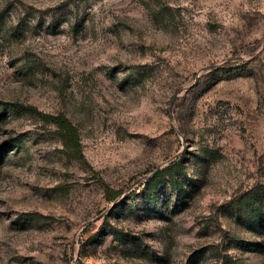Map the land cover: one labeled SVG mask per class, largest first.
I'll list each match as a JSON object with an SVG mask.
<instances>
[{
    "label": "rangeland",
    "instance_id": "1",
    "mask_svg": "<svg viewBox=\"0 0 264 264\" xmlns=\"http://www.w3.org/2000/svg\"><path fill=\"white\" fill-rule=\"evenodd\" d=\"M0 264H264V0H0Z\"/></svg>",
    "mask_w": 264,
    "mask_h": 264
},
{
    "label": "trees",
    "instance_id": "2",
    "mask_svg": "<svg viewBox=\"0 0 264 264\" xmlns=\"http://www.w3.org/2000/svg\"><path fill=\"white\" fill-rule=\"evenodd\" d=\"M11 110L16 115H21L23 113H33L41 115L53 122H55L61 132L63 141L68 148L69 155L77 159L83 166H90L81 149V144L79 140V134L77 127L62 113L58 115H46L39 112L34 106L29 104H22L17 101L11 102ZM16 142L13 140L12 143ZM180 165V161H172L163 169H156L153 176L151 177L152 187H157L161 182L162 179L167 176L171 183L176 181L175 174L177 171L178 166ZM105 197L109 201H114L117 199L120 194V189H111L109 186H105Z\"/></svg>",
    "mask_w": 264,
    "mask_h": 264
}]
</instances>
